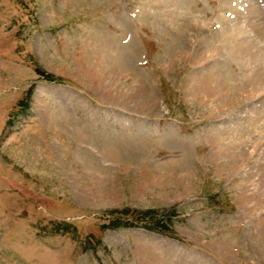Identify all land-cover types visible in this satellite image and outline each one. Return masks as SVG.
Here are the masks:
<instances>
[{
  "label": "rangeland",
  "instance_id": "rangeland-1",
  "mask_svg": "<svg viewBox=\"0 0 264 264\" xmlns=\"http://www.w3.org/2000/svg\"><path fill=\"white\" fill-rule=\"evenodd\" d=\"M220 1L0 0V264H264V90Z\"/></svg>",
  "mask_w": 264,
  "mask_h": 264
},
{
  "label": "bare ground",
  "instance_id": "bare-ground-1",
  "mask_svg": "<svg viewBox=\"0 0 264 264\" xmlns=\"http://www.w3.org/2000/svg\"><path fill=\"white\" fill-rule=\"evenodd\" d=\"M260 1L261 0H236V2L234 1L235 3H232V5H229V3V6L227 8L223 7L230 12L229 16L234 20H230L229 18V20L226 21L227 24H229L231 21L233 22L230 23L231 27L228 25L225 26L223 38L224 46L223 48H221L224 49L225 53H227V55L225 54L227 57L226 62L235 60L240 65L243 73L245 74L243 80L246 83H248L249 85L251 83H254L256 85H262L260 86L261 90H264V7L261 6ZM223 2L224 1H222V4ZM247 22L248 25H245ZM223 54L224 53H222V55ZM246 66H250L249 71L245 70ZM225 80H227V76L224 74L221 75L220 72H218L217 68V70L212 71L210 77L208 76V78L204 80L203 86H201V83H199V88H201L202 91L205 90V92L207 91L208 93L214 95L216 93H220L221 87H224V84L226 83ZM214 82H217V87H214ZM204 83H206L205 86ZM259 94L261 95L262 91ZM238 106V104H234V106H232L231 104V111L232 109H237ZM246 122L250 124L257 123L256 121H252V118H249Z\"/></svg>",
  "mask_w": 264,
  "mask_h": 264
}]
</instances>
